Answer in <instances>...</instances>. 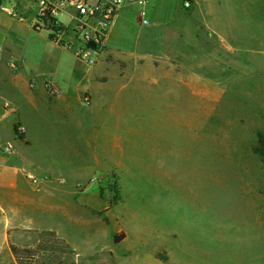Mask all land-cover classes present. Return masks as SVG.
Here are the masks:
<instances>
[{
  "label": "rangeland",
  "instance_id": "374dc122",
  "mask_svg": "<svg viewBox=\"0 0 264 264\" xmlns=\"http://www.w3.org/2000/svg\"><path fill=\"white\" fill-rule=\"evenodd\" d=\"M184 1L145 0L156 39L152 56L137 60L151 64L146 81L122 60L108 93H79L67 113L47 109L61 93L42 81L44 121L26 117L29 150L42 170L54 166L32 177L56 216L35 230L15 229L20 239L10 230L14 246L34 248L50 231L72 251L56 253L65 264H264V158L255 152L264 138V0H188V8ZM123 8L106 44L142 50L147 30L137 10ZM1 41L11 44L9 69L20 56L26 73L55 74L63 90L79 83L70 53L2 12ZM55 257L0 256V264Z\"/></svg>",
  "mask_w": 264,
  "mask_h": 264
},
{
  "label": "crops",
  "instance_id": "0c3cea01",
  "mask_svg": "<svg viewBox=\"0 0 264 264\" xmlns=\"http://www.w3.org/2000/svg\"><path fill=\"white\" fill-rule=\"evenodd\" d=\"M160 2V1H159ZM162 2V1H161ZM160 2V3H161ZM162 4V3H161ZM160 4V5H161ZM128 8H123L118 13L114 24L117 25L119 14L122 11H127ZM160 12V11H159ZM150 19L153 15L150 14ZM167 17H171V12L167 13ZM153 19V18H152ZM163 18H156L152 21L155 23L161 22ZM11 20V19H10ZM151 21V22H152ZM12 23H17L11 20ZM117 22V23H115ZM115 25H112L115 26ZM10 26H7L9 28ZM20 27V26H18ZM111 27V28H112ZM149 28V29H148ZM146 28L147 44L144 45L142 50L136 48V44L133 43L128 45L125 41H120L116 44H106L105 52L101 55L99 62L88 67L84 63L77 60L75 57V67L72 75L79 79V83L74 89H61L60 82L56 80L55 74H48L39 77V75H34L32 72H25V67L23 65L22 58L18 56L16 61L18 62V71H13L8 68L5 63V56L12 52H9L11 44H6L1 41L0 44V54H3L0 58V256L1 259L9 260V258L14 259L12 256L9 245H14L10 234V230H13L14 238L20 239L14 231L22 230H35V227L42 225L41 220L46 217L50 219L56 216L55 205L45 204L41 200L40 195V183H32L28 179L29 176L40 177L47 175L52 169V164L46 166V169L42 170V164L38 160L32 159V153L29 150L33 145L30 137V125L27 116H33V114L41 115L38 112V107L40 106V98L45 93H42V81L47 79L51 81L55 87L60 91L61 95L59 98L50 102L47 109H55L53 107H59L62 113L70 112L72 103H70V98L77 96L79 93H108L110 82L114 80L115 74L119 75L121 72L118 69L119 62L122 60H129L134 63L132 68L135 76H141L145 74L144 81L147 79V72L151 78L152 70L150 63L143 61L144 67L139 64L137 66V60L144 57H151V53L147 52V48L150 49L156 43V39L149 38L152 34V26ZM160 29L158 28V31ZM160 33V31L158 32ZM159 35V37H160ZM5 38V34L2 35ZM159 40V38H158ZM56 48V47H55ZM64 52V51H63ZM67 53V52H65ZM123 53V54H122ZM68 54V53H67ZM150 54V55H149ZM69 55V54H68ZM142 72V73H140ZM36 78V89L35 91L28 90V84L30 80ZM39 78V79H38ZM83 83V84H82ZM64 88V87H63ZM120 89V88H118ZM3 103H8L10 105V111H5L2 107ZM46 103V102H45ZM45 108V107H44ZM38 109V110H37ZM46 109V110H47ZM27 110L32 112V114H27ZM43 115L39 116L41 121L43 120ZM18 122L19 125L24 127V141H14V134L12 131L13 125ZM37 124V123H36ZM34 122V127H35ZM33 127V128H34ZM13 141L18 142L14 144V150L12 153H5L2 150L3 145ZM12 143V142H11ZM51 163V161H49ZM42 170V172H36L35 170ZM37 175V176H36ZM38 179V178H36ZM39 181V179L37 180ZM46 208L49 212L42 213L41 210ZM52 212V214H51ZM46 223V222H45ZM27 227V228H26ZM23 239V238H22ZM11 242V243H10ZM5 254L4 256L2 254ZM3 263V262H2Z\"/></svg>",
  "mask_w": 264,
  "mask_h": 264
},
{
  "label": "built area",
  "instance_id": "2783aa9c",
  "mask_svg": "<svg viewBox=\"0 0 264 264\" xmlns=\"http://www.w3.org/2000/svg\"><path fill=\"white\" fill-rule=\"evenodd\" d=\"M144 4L145 0H0V12L13 21L25 23L33 32L44 33L54 47L94 66L105 52L106 38L123 7L137 10L140 25L149 26V10ZM189 5L190 1L185 0L183 7ZM10 68L18 71V63H11ZM53 86L51 81L45 82L52 93L55 92ZM4 107L9 108V105ZM23 130L21 125L17 127L18 133ZM2 150L12 153L13 144L7 143ZM28 179L37 182L31 176Z\"/></svg>",
  "mask_w": 264,
  "mask_h": 264
},
{
  "label": "trees",
  "instance_id": "16d2710c",
  "mask_svg": "<svg viewBox=\"0 0 264 264\" xmlns=\"http://www.w3.org/2000/svg\"><path fill=\"white\" fill-rule=\"evenodd\" d=\"M19 126V123L16 122L13 127L12 131L14 136L18 141H24V135L23 133H18L17 127ZM255 152L264 158V138H260V140L257 143V146L255 148ZM124 239V234L119 233L118 235L114 236V242L118 243L121 242ZM9 250L18 261H25L30 259H34V257L38 254V252H50L51 255H55V261L51 264H65L63 260L61 259V256H59L56 253H72V251L69 249L68 244L65 243L62 239H59L55 236L53 232H45L38 234V241L34 248H28V249H21L18 248L12 244L9 245ZM104 255H108L104 254ZM111 257V254L108 255Z\"/></svg>",
  "mask_w": 264,
  "mask_h": 264
}]
</instances>
